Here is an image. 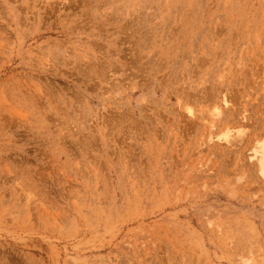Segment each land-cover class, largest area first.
Segmentation results:
<instances>
[{
	"label": "rangeland",
	"instance_id": "rangeland-1",
	"mask_svg": "<svg viewBox=\"0 0 264 264\" xmlns=\"http://www.w3.org/2000/svg\"><path fill=\"white\" fill-rule=\"evenodd\" d=\"M263 139L264 0H0V264H264Z\"/></svg>",
	"mask_w": 264,
	"mask_h": 264
},
{
	"label": "bare ground",
	"instance_id": "bare-ground-1",
	"mask_svg": "<svg viewBox=\"0 0 264 264\" xmlns=\"http://www.w3.org/2000/svg\"><path fill=\"white\" fill-rule=\"evenodd\" d=\"M252 157L256 158L258 172L264 177V139L256 142L252 148Z\"/></svg>",
	"mask_w": 264,
	"mask_h": 264
}]
</instances>
